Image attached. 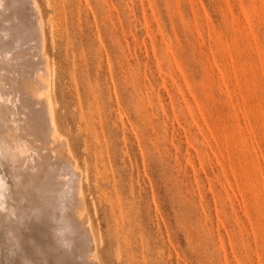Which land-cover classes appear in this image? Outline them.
I'll use <instances>...</instances> for the list:
<instances>
[{"label": "rangeland", "instance_id": "obj_1", "mask_svg": "<svg viewBox=\"0 0 264 264\" xmlns=\"http://www.w3.org/2000/svg\"><path fill=\"white\" fill-rule=\"evenodd\" d=\"M100 264H264V0H35Z\"/></svg>", "mask_w": 264, "mask_h": 264}, {"label": "bare ground", "instance_id": "obj_2", "mask_svg": "<svg viewBox=\"0 0 264 264\" xmlns=\"http://www.w3.org/2000/svg\"><path fill=\"white\" fill-rule=\"evenodd\" d=\"M35 0H0V264H100Z\"/></svg>", "mask_w": 264, "mask_h": 264}]
</instances>
